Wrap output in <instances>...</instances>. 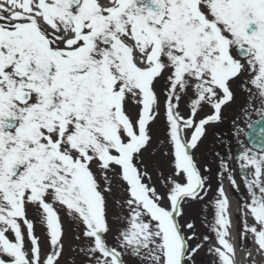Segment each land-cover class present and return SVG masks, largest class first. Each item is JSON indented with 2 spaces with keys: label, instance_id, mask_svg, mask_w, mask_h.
<instances>
[{
  "label": "snow or ice",
  "instance_id": "obj_1",
  "mask_svg": "<svg viewBox=\"0 0 264 264\" xmlns=\"http://www.w3.org/2000/svg\"><path fill=\"white\" fill-rule=\"evenodd\" d=\"M236 81L252 108L262 102L235 135L259 144L238 140L236 160L241 248L254 237L264 255V0H0V264H61L70 231L83 264H196L202 250L210 264H238L230 156L218 163L211 235L181 222L184 204L211 191L193 150ZM162 92L167 175L144 159Z\"/></svg>",
  "mask_w": 264,
  "mask_h": 264
},
{
  "label": "rangeland",
  "instance_id": "obj_2",
  "mask_svg": "<svg viewBox=\"0 0 264 264\" xmlns=\"http://www.w3.org/2000/svg\"><path fill=\"white\" fill-rule=\"evenodd\" d=\"M241 82L236 81L233 85L235 89V99L233 102L229 103L224 109V114L228 115L230 111L234 108H239L244 100H248L250 102L248 108H252L253 102L250 100L249 93L247 91L241 90ZM165 87V82L161 81L160 88L163 89ZM163 92L161 93V119L152 126V136L153 140L151 146H149L148 150L144 153V159L147 163L149 170L153 168L156 169V173L163 172L167 175L168 172V163L167 160L163 156V152L169 150V145L166 140V125L163 119ZM262 102L260 100H256L254 102V108H260ZM248 104L241 106L242 108H247ZM182 114L186 115L188 109L183 106ZM212 109L205 108L204 114H211ZM223 122V121H222ZM222 122L220 124H215L206 127V133L202 137L201 141L198 143L196 149L193 150L194 155L203 169L205 166L211 169L210 173H205V175L210 176L211 183V191L208 192L207 197L204 200H189L183 206V216L181 222L185 221H194L196 224V235L197 237H201L202 235H211L209 232V228L206 227V221H211L214 214V206L211 203L213 197L215 196L213 187H215L213 182H217V174L218 171V163L220 158L227 159L229 156L230 159V167L234 170V172H239L240 169L238 167V163L236 160V156L238 153V149L240 145L238 144V138L235 135V131L227 127V130H231V133L228 134L229 137L225 138H216L215 133L221 127ZM190 135V134H189ZM236 147V149H235ZM154 173V175L156 174ZM235 176H238L236 173ZM119 197V189H114V196L110 198L109 204V219L112 227V232L108 234V239L110 242L113 241V236L116 233L117 228H119L120 222L116 219V216L120 213L119 207L113 203L114 198ZM206 206V207H205ZM31 215V214H30ZM206 218V219H205ZM250 218V217H249ZM251 219V218H250ZM67 226V224H66ZM37 234L44 235L45 227L43 225H37ZM189 235L191 233H188ZM81 243L80 241H75L71 231L67 239L65 240V251L63 253V259L61 264H83L84 257L77 253L76 245ZM83 243H87L83 241ZM193 244L196 241H192ZM44 248L48 249V244L45 239ZM126 260L130 261V264H140L138 260H133L131 256H126ZM196 264H210L211 257L209 255H204L203 250L198 253L195 257Z\"/></svg>",
  "mask_w": 264,
  "mask_h": 264
},
{
  "label": "flooded vegetation",
  "instance_id": "obj_3",
  "mask_svg": "<svg viewBox=\"0 0 264 264\" xmlns=\"http://www.w3.org/2000/svg\"><path fill=\"white\" fill-rule=\"evenodd\" d=\"M240 82V81H238ZM241 85V83H240ZM248 104L246 107L247 108H242L241 106H244ZM249 104L250 102L248 100H244V102L241 104V106L239 108H234L230 111V113L228 115L224 114V109L226 108V106H224L222 108V118L221 120L217 123L220 124L222 121V125L221 127L216 131L215 133V137L216 138H225V137H229L228 134L231 133V130H227L226 128L229 127L230 129H233L236 132V127L239 126L241 128L245 127L247 121L249 119L254 120L255 118L258 117V115L255 112V108H252V111L250 113H246L245 109H249ZM259 109V108H257ZM237 137V136H236ZM240 141H243L245 143H247L249 145V143L247 142V139L244 136H240L237 137ZM250 146V145H249ZM251 147V146H250ZM236 149V147H235ZM239 149V148H237ZM236 149V150H237ZM235 174L237 173L238 176H235L236 178V182L239 185V192L234 191L232 186L230 185L229 181L227 178L223 179V186L227 192V195L229 197L230 200V196L232 198L235 199V204H236V212H234V216L231 218V226H233V240L232 242L235 243V246L237 249L241 250L242 252H244V254H247L248 250L251 251H255L256 252V242H255V238H252L251 243H249V241L246 239L244 241V245H243V249L241 248V242H240V228H241V222H240V217H239V212L241 211V194H243L245 192V184H244V179L241 176V172H234ZM217 174V172H216ZM215 185V187H213V191L214 194H216V190H217V182H213ZM229 193V194H228ZM249 223H251V219L249 218L248 220ZM231 232V231H230ZM204 236L201 234V237ZM213 243H215V239H213ZM207 247V245H205V248ZM204 255H208L205 251H203ZM260 256V255H259ZM211 257V256H210ZM261 257H263L264 260V255H261ZM211 261H212V257H211ZM246 264H249L248 259H246Z\"/></svg>",
  "mask_w": 264,
  "mask_h": 264
},
{
  "label": "bare ground",
  "instance_id": "obj_4",
  "mask_svg": "<svg viewBox=\"0 0 264 264\" xmlns=\"http://www.w3.org/2000/svg\"><path fill=\"white\" fill-rule=\"evenodd\" d=\"M234 207H235V204H234L233 201H231L230 202V209L233 212H234ZM230 229L232 230V227H230ZM252 253H253V256L256 258V264H264V260H263V257H261V255L260 256L257 255L255 253V251H252ZM246 259H247V254L245 255L244 252H242L241 250L237 249V261H238V264H246Z\"/></svg>",
  "mask_w": 264,
  "mask_h": 264
},
{
  "label": "water",
  "instance_id": "obj_5",
  "mask_svg": "<svg viewBox=\"0 0 264 264\" xmlns=\"http://www.w3.org/2000/svg\"><path fill=\"white\" fill-rule=\"evenodd\" d=\"M259 120V119H258ZM250 143L252 146H254L255 148H258L259 147V144L254 142L253 140L249 139Z\"/></svg>",
  "mask_w": 264,
  "mask_h": 264
}]
</instances>
